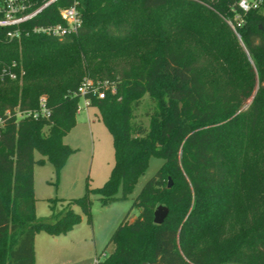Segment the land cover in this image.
I'll use <instances>...</instances> for the list:
<instances>
[{"label":"trees","instance_id":"1","mask_svg":"<svg viewBox=\"0 0 264 264\" xmlns=\"http://www.w3.org/2000/svg\"><path fill=\"white\" fill-rule=\"evenodd\" d=\"M172 1L188 7L176 10ZM236 1L80 0L78 34L61 39L31 34L0 43V73L10 66L18 75L17 80L0 76V116L5 118L0 130V264H36L38 232L67 234L82 221L74 205L90 217L92 194L104 204L127 197L152 156L164 164L113 233L112 253L97 264H247L244 244L227 248L222 234L238 194L228 201L218 198V191L230 187L232 168L241 185L248 167L262 173L253 197L260 217L235 238L251 237L247 245L264 255V4L242 12L234 9ZM69 4L55 3L41 22H53L46 15ZM136 5L148 18L169 6L175 14L164 13L161 19L168 26L156 32L144 28L161 43L149 60L110 65L117 43L134 35L125 12ZM237 14L244 23L234 30L227 20ZM183 15L186 25L179 22ZM194 37L204 53L190 51L196 47L186 41ZM86 75L116 85L115 94L107 91L105 98L86 95L113 136V168L102 186L87 187L58 212V199H51L53 214L37 218L35 164L47 158L59 175L76 151L64 137L77 122L79 87ZM42 94L50 117H17L18 110L37 109ZM146 95L151 99L148 125L135 112ZM36 150L42 158H35ZM161 204L169 214L157 224L155 210ZM133 208L139 209L134 220Z\"/></svg>","mask_w":264,"mask_h":264},{"label":"rangeland","instance_id":"2","mask_svg":"<svg viewBox=\"0 0 264 264\" xmlns=\"http://www.w3.org/2000/svg\"><path fill=\"white\" fill-rule=\"evenodd\" d=\"M170 4L171 6L176 4V10L182 7L184 11L188 7V5L173 1ZM171 6L149 14V18L140 6L130 7L131 9L125 12V16H129L128 19L134 28V35L126 42L117 43L116 46L119 47V50L112 55L109 64L116 65L123 60L131 61L133 58L149 60L156 53L161 43L156 40V37L146 34L144 28L147 27L149 32H156L158 26H168L166 20L161 19V17L166 12L171 16L175 14L169 10ZM179 22L181 25H186L188 23L186 16L183 15ZM194 38H189L186 41L196 47L189 48L190 51L194 54L196 51L204 53L203 47ZM0 74L2 80L7 76L12 80L18 79L17 73H14L10 66L4 67ZM24 74L25 72L22 70L20 76ZM84 80L93 81L87 75L83 78ZM105 82L99 80L94 83L95 86H101L102 89H105L103 88ZM257 89L258 82L246 105L252 101ZM107 91L115 94L111 89H107ZM43 95L47 96L46 94ZM150 103L151 99L146 95L141 106L135 111L137 119L142 120L145 125L149 124V117L146 112L150 108ZM80 108L82 109L77 114L75 126L64 137V142L76 151L69 156L60 174L56 175L53 164L47 158L43 164H35L33 194L36 199L37 218H48L53 214L51 199H58L56 204L58 212L64 208L70 199L83 196L87 187H100L110 176L115 162L113 136L106 124L98 119V108L87 106L83 98L80 101ZM42 157L41 153L36 150L35 158L40 159ZM163 164V158L152 156L148 168L139 177L132 193L125 198L104 204L96 194H92L93 202L90 217L82 212L79 205H74V210L82 215V221L67 234L53 237L45 232H38L35 247L36 264H97L98 260H104L114 250V244L110 243V239L131 209L134 198ZM235 174L236 171L232 168L230 187L227 186L218 191V198H227L228 201L235 192L238 194L236 202L233 203V211L222 231L224 237H227L224 245L229 248L238 243L240 244L239 247L244 244L248 261L246 263L264 264V255L257 253L250 245H247L250 244L251 237L235 238V235L238 234L237 236H239L241 232L248 233L251 227L250 220H258L260 217L258 205L253 197L258 191L256 183L262 180V173L260 170L248 167L241 185L237 184ZM234 186L235 188L239 186L240 189L236 190ZM138 212V208H133L130 215L132 220L138 215ZM41 237L47 239L43 240Z\"/></svg>","mask_w":264,"mask_h":264},{"label":"built area","instance_id":"3","mask_svg":"<svg viewBox=\"0 0 264 264\" xmlns=\"http://www.w3.org/2000/svg\"><path fill=\"white\" fill-rule=\"evenodd\" d=\"M59 1L61 0H0V43L21 41L31 34L48 35L60 39L78 34L83 26V17L79 8L80 0H70V4L66 7H60L46 15L53 22H41V17L45 15L44 12ZM263 4L264 0H237L234 9L249 12L259 9ZM227 21L236 30L237 26L244 23V18L241 14H237L233 20L228 19ZM103 88L105 89L95 86L91 80H84L79 87V92L85 99L86 105L90 106L91 100L86 96L88 92H92L99 98H105L107 89L113 92L117 90L116 85L108 81L105 82ZM81 109L79 104L78 113ZM6 115H11L10 110L6 111ZM16 115L18 118L50 117L51 110L48 107L47 97H40L37 109L18 110ZM4 124L5 118L0 116V130Z\"/></svg>","mask_w":264,"mask_h":264},{"label":"water","instance_id":"4","mask_svg":"<svg viewBox=\"0 0 264 264\" xmlns=\"http://www.w3.org/2000/svg\"><path fill=\"white\" fill-rule=\"evenodd\" d=\"M172 185H173V180L172 178H169L168 187H171ZM168 214H169V207L163 204L159 205L155 210V219H154L155 223L162 224L167 218Z\"/></svg>","mask_w":264,"mask_h":264},{"label":"crops","instance_id":"5","mask_svg":"<svg viewBox=\"0 0 264 264\" xmlns=\"http://www.w3.org/2000/svg\"><path fill=\"white\" fill-rule=\"evenodd\" d=\"M97 117H98V114H97ZM98 119H100L99 117H98ZM136 218V217H135ZM134 218V219H135ZM47 234V233H46ZM49 235V234H48ZM50 236H52V235H50ZM59 236H61V235H59ZM53 237H58V236H53ZM36 239H37V235H36V237H35V247H36ZM41 239H43V240H46L47 238H45V237H41Z\"/></svg>","mask_w":264,"mask_h":264}]
</instances>
